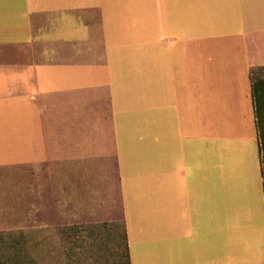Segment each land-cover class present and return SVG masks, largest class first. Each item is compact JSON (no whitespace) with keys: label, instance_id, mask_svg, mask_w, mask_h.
Listing matches in <instances>:
<instances>
[{"label":"crops","instance_id":"1","mask_svg":"<svg viewBox=\"0 0 264 264\" xmlns=\"http://www.w3.org/2000/svg\"><path fill=\"white\" fill-rule=\"evenodd\" d=\"M262 73L264 0H0V242L264 264Z\"/></svg>","mask_w":264,"mask_h":264},{"label":"rangeland","instance_id":"2","mask_svg":"<svg viewBox=\"0 0 264 264\" xmlns=\"http://www.w3.org/2000/svg\"><path fill=\"white\" fill-rule=\"evenodd\" d=\"M264 77V73H262ZM0 242V264H129L120 221L94 232H79L75 248H26L20 235Z\"/></svg>","mask_w":264,"mask_h":264},{"label":"trees","instance_id":"3","mask_svg":"<svg viewBox=\"0 0 264 264\" xmlns=\"http://www.w3.org/2000/svg\"><path fill=\"white\" fill-rule=\"evenodd\" d=\"M253 97L255 103L257 129L259 134L260 153L262 158V173L264 177V80H256L254 82ZM126 249H127V258L129 261L127 240H126Z\"/></svg>","mask_w":264,"mask_h":264}]
</instances>
